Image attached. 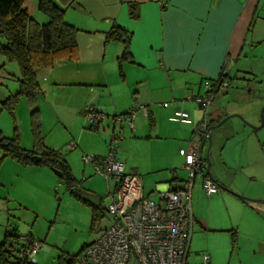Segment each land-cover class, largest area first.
Returning <instances> with one entry per match:
<instances>
[{
  "label": "crops",
  "instance_id": "1",
  "mask_svg": "<svg viewBox=\"0 0 264 264\" xmlns=\"http://www.w3.org/2000/svg\"><path fill=\"white\" fill-rule=\"evenodd\" d=\"M130 5L137 6L138 18L130 17ZM64 19L77 30L79 59L59 62L49 70L38 72V97L43 96L38 106L42 131L47 133L54 126L64 125L72 137L77 136L81 149L103 156L107 141L118 126L123 137L117 145V157L124 169L134 145L157 150L161 141L172 140L179 150L193 144L194 128L202 114L191 101L184 100L188 95L201 93V84L206 79L215 80L223 74L229 82L232 71L252 70L251 59H261L252 52L264 43V0H74L65 9ZM114 25L122 26L131 34L130 58H121L124 48L121 41H106V34ZM7 75L0 61V76ZM163 102L169 105L163 106ZM138 104H145L148 115L143 116L139 111L133 120V129L126 123L116 125L110 119ZM87 106L107 115L95 132L83 127ZM177 109L187 112L188 116L176 117ZM216 112L220 110L215 109L213 114ZM212 116L209 110L210 125L220 119L212 122ZM245 145H248L246 151L248 148L250 152L264 150L260 142L253 140L247 139ZM49 148L59 150L53 145ZM177 154L180 156L179 153H174V157L164 153L140 154L138 161L130 164L125 172H135L141 180L143 172L158 180L163 176H155L160 170L171 168L170 177L155 181L154 187L144 192L148 196L154 193L157 198L160 191L182 185L177 182L183 180L174 173ZM214 182L218 191L211 195L204 193L207 202L228 195L220 192ZM239 199L245 200L238 196L235 201ZM246 205L244 208L250 209L255 221H264L258 209ZM199 206H192V211L195 226L201 232L209 222ZM259 228L251 230L252 238L264 242L261 241L264 226ZM262 250L264 244L259 243L254 253Z\"/></svg>",
  "mask_w": 264,
  "mask_h": 264
},
{
  "label": "rangeland",
  "instance_id": "2",
  "mask_svg": "<svg viewBox=\"0 0 264 264\" xmlns=\"http://www.w3.org/2000/svg\"><path fill=\"white\" fill-rule=\"evenodd\" d=\"M36 4L37 0H27L25 6L35 20L45 22L47 19L37 10ZM257 46L259 47L252 54L260 55L261 59H251L252 70H247L248 72L232 71L228 86L215 93L210 106L212 122L219 117V121L228 117L221 125L211 129V142L209 144L208 140L204 145L205 154L209 150L210 173L219 185L220 192L228 195L207 202L201 187V178L195 179L191 204L194 208L196 205L201 206L202 215L208 220L210 228L203 225L199 232L194 224L188 258L191 264H201L204 254L209 255L208 262L212 264H264V250L254 253L257 245L264 242L253 239L254 234L251 233V230H260L259 227L264 226V221H255L252 218L255 215L250 209L244 208L247 204L248 207L258 209L261 220H264V150L250 152L248 148L246 151L248 145H245L249 139V142L253 140L264 146V126L257 128L261 110L264 108V43ZM0 61L4 63L5 72L8 74L5 77L0 76L1 134L10 138L16 129L20 146L31 149L33 138L30 106L26 96L19 95L13 111L5 105L8 96L14 95L19 89V67L15 61H6L2 57ZM42 71L44 70L37 71V74ZM42 97L37 95V106ZM190 104L198 108L193 101ZM215 109L220 112L213 114ZM39 113L41 117L40 109ZM43 113L48 115L47 112ZM54 127L47 133L42 131L41 120L44 144L59 149L79 185L76 184L71 191L58 170L45 163L23 165L9 156L5 157L0 164V243L4 241L8 228L9 234L16 237H6L4 248L6 251L12 249L14 256L21 248L19 237L28 236L41 243L40 249L34 255L35 264H67L73 255L75 258L70 264H81L80 258L86 247L112 223L106 206L110 201L109 192L112 191L113 181L96 174L90 163L83 162L82 154L94 153L81 149L77 136L72 137L64 125ZM83 127L86 131L90 130L85 120ZM193 140H196L195 135ZM72 142L78 145L70 149ZM175 142L161 141V147L157 150L154 147L134 145L132 157L128 155L125 162L126 171L130 164L138 161L140 154L148 152L155 156L164 153L174 157V153H178ZM107 145L108 141L106 152ZM183 164L182 157L177 154L174 173L180 180L185 181L188 170ZM170 170L171 168L162 169L158 174L155 173L157 177L163 175L158 180H153L147 173L141 172L144 192L148 193L154 187L155 181L170 177ZM235 196L244 197L245 200L235 201ZM149 197L157 199L154 193ZM213 227L220 229L214 230ZM261 235V241H264V234ZM5 255L8 257L7 253ZM12 257L9 256L8 259Z\"/></svg>",
  "mask_w": 264,
  "mask_h": 264
},
{
  "label": "built area",
  "instance_id": "3",
  "mask_svg": "<svg viewBox=\"0 0 264 264\" xmlns=\"http://www.w3.org/2000/svg\"><path fill=\"white\" fill-rule=\"evenodd\" d=\"M201 86L202 93L186 98L196 104L202 117L194 128V143L178 150L184 160L183 167L188 170V177L180 187L160 191L155 200L145 194L141 177L135 172H125L123 162L117 157V145L123 137L118 126L109 137L105 155L82 154L83 162L90 163L96 174L113 181V188L106 206L112 223L86 247L80 258L81 264H191L188 256L195 224L191 191L197 177L201 178L206 195L218 191L216 183L205 171L207 152L205 154L204 145L208 141V117L213 97L218 90L228 86V81L206 79ZM168 105L163 102V106ZM139 111L143 116L148 115L145 104H138L110 116V119L116 125L126 123L133 129V120ZM174 115L186 118L188 113L177 109ZM106 117L92 106L85 108L84 119L90 130L97 129ZM73 147V144L69 145L70 149ZM20 238L23 247L18 257L33 264L41 243L27 236ZM208 260V255H202L201 264H209Z\"/></svg>",
  "mask_w": 264,
  "mask_h": 264
},
{
  "label": "trees",
  "instance_id": "4",
  "mask_svg": "<svg viewBox=\"0 0 264 264\" xmlns=\"http://www.w3.org/2000/svg\"><path fill=\"white\" fill-rule=\"evenodd\" d=\"M26 1L0 0V57L6 61H15L19 67V89L14 95L8 96L5 105L13 111L19 95L26 96L30 106L33 146L31 149L22 148L16 129L10 138L3 137L0 131V147L2 148L0 164L8 156L23 165L45 163L58 170L67 182L68 189L73 191V187L76 184L78 186L79 183L74 178L70 165L58 150L51 149L44 144L41 117L36 100L39 92L37 71L49 70L59 62H75L79 59L77 30L64 19L65 9L74 0H37V10L47 19L41 23L28 13L25 6ZM129 14L133 19L138 18L136 5H130ZM115 40L123 43L121 58H130L131 34L122 26L114 25L107 32L106 41ZM221 80H226L223 74L211 81ZM210 126L209 124L208 128ZM90 206L93 210V206ZM10 236L16 237L14 234H9L6 228L4 241L0 243V264H28L18 257L23 247L20 237L21 248L15 256L12 254V249L6 251L4 248L6 237ZM5 253L8 257H13L8 259ZM74 258L75 255L71 256L67 264H70Z\"/></svg>",
  "mask_w": 264,
  "mask_h": 264
},
{
  "label": "water",
  "instance_id": "5",
  "mask_svg": "<svg viewBox=\"0 0 264 264\" xmlns=\"http://www.w3.org/2000/svg\"><path fill=\"white\" fill-rule=\"evenodd\" d=\"M226 119H228V117H225V118L221 119L219 122H217L216 124L210 126L209 134H208L209 144L211 142V129L221 125L224 121H226ZM262 126H264V108H262V110H261L260 124H259V126H257V128H261ZM208 153H209V150H207V159H206L207 160V164L205 165V171H206L207 175L213 179V177H212V175L210 173L209 154ZM37 160H39V158H37ZM58 174L60 175L59 171H58Z\"/></svg>",
  "mask_w": 264,
  "mask_h": 264
},
{
  "label": "flooded vegetation",
  "instance_id": "6",
  "mask_svg": "<svg viewBox=\"0 0 264 264\" xmlns=\"http://www.w3.org/2000/svg\"><path fill=\"white\" fill-rule=\"evenodd\" d=\"M219 122V121H218Z\"/></svg>",
  "mask_w": 264,
  "mask_h": 264
}]
</instances>
